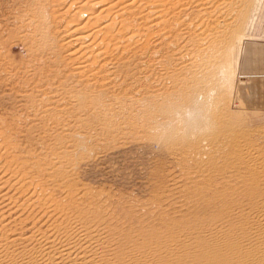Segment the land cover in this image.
I'll list each match as a JSON object with an SVG mask.
<instances>
[{
	"label": "rangeland",
	"instance_id": "374dc122",
	"mask_svg": "<svg viewBox=\"0 0 264 264\" xmlns=\"http://www.w3.org/2000/svg\"><path fill=\"white\" fill-rule=\"evenodd\" d=\"M79 1L0 0V83L9 84L2 87L6 92L0 88V115L19 109L21 90L39 95L40 110L51 109L25 129L37 153H50L41 138L58 135L52 143L65 154L56 175L61 184L47 181L48 190L87 192L78 209L63 217H78L120 239L122 260L148 246L159 254L176 252L171 259L156 256L160 264H231L235 248L210 243L223 231L247 247L259 241V253L242 254V262L264 264V83L238 71L246 32L264 13V0H182L187 14L181 62L179 51L160 53L159 21L135 14L142 27L135 31L146 46L135 31L129 33L132 41L124 38L129 34L120 37L122 52L91 60L102 65L94 67L85 57L77 60L76 46L68 44L73 35L65 25ZM88 1L101 0L80 3ZM44 21L51 22L50 33L35 35V25ZM85 68L95 69L98 78ZM26 110L33 118L31 108L18 113L25 117ZM258 224L259 235L253 230ZM186 241L195 242L189 255L178 252Z\"/></svg>",
	"mask_w": 264,
	"mask_h": 264
},
{
	"label": "bare ground",
	"instance_id": "6f19581e",
	"mask_svg": "<svg viewBox=\"0 0 264 264\" xmlns=\"http://www.w3.org/2000/svg\"><path fill=\"white\" fill-rule=\"evenodd\" d=\"M80 1L75 5L74 12L70 14L65 25V28L71 26L68 29V32L73 36L68 39V44H74L76 46V49L73 50L74 52H72V54H75V51L78 52V55L75 54L77 60L80 59V61H82L85 57V60L87 58V61L89 60L91 63V60H94L95 62L102 58L107 60L109 58H106L107 55L111 56L113 53L116 54L115 51L118 52L119 49H121L120 37L127 36L129 33L133 34L137 29L139 32L142 30L139 29L142 28L140 27L139 20H137L138 23H136L135 17L137 16H135V14L146 12L143 13L144 15H142L141 18L147 19V17L149 18L152 16L159 21L158 24H160L161 29L163 30L162 32L161 29H158V31L160 30L162 33L159 37V42L156 43L159 46L160 53L164 52L163 54L165 55L168 52H171V56H173L176 53L174 51H179L180 56L178 61H182V48L184 47L182 30L183 27L186 26L184 25V20L186 19L184 15L187 14V11L185 12V8L187 9V7L184 6L185 4H182V0H101L93 3L88 1L83 4L80 3ZM136 1L138 2V5L134 6V2ZM73 2L68 5L70 8L73 7ZM101 2L104 3L99 7L98 13H96L97 11H93V8L97 5H101ZM189 3L187 2V4L191 6L192 2L191 4ZM213 5L215 4L213 3ZM116 7H118V9ZM91 9L92 11H90ZM214 9H216V7ZM51 11L53 12L54 10ZM85 13L89 14V16L86 17V19H83V16L85 17L87 15H83ZM34 14L41 15V12H34ZM133 15L135 17H133ZM56 16L53 15V21L56 20ZM33 17L34 19H31L33 22L38 23L41 21L40 16ZM130 17H133L135 22L129 21L131 19ZM22 20L23 18L21 17L19 21L22 22ZM140 21L142 20L140 19ZM49 23L47 24L46 21H44L40 24H36L34 27V34L43 35L44 32L50 33L51 27H49ZM134 23L138 25H135ZM1 25L3 24L1 23ZM23 25H25V23L21 24L22 27H24ZM143 25L147 29V24ZM2 30L3 31L0 30V45H2L1 38L4 37V26ZM143 30H145V28H143ZM189 31H191V29H189ZM136 32L137 31H135L134 34H138ZM146 32L147 30L143 35ZM130 34L124 38H126V40H131L134 34L131 36ZM141 35L142 34H138V37L142 38L144 46H146L145 43L148 40H143L145 37L143 38ZM149 35L152 34L149 32ZM100 37V41L95 43L97 41L96 38ZM30 38L31 40H35L34 35ZM25 39L26 41L28 40L26 37ZM126 40L123 42L125 43ZM32 43H34V41ZM141 46H139V48ZM144 46L141 48H145ZM123 48L126 49L125 47ZM128 48L129 47H127V49ZM113 58L115 59V56ZM167 59L168 57H166V60ZM4 60L5 56L1 61L5 62ZM172 60L173 57H171L170 64L172 63ZM89 61H85V64L89 63ZM94 61L92 62L95 63ZM97 65L102 66L101 64ZM80 66L81 67L79 68H82V70L84 69L83 67H86L83 64ZM91 66L88 67L91 68ZM105 66H103V68L106 69ZM89 68L88 71L90 70ZM95 68L97 70V67ZM99 69L101 68L98 66V70ZM91 70L93 71V68ZM91 70L88 72L87 68H85V72H88L89 74L92 73ZM96 70L94 69L93 71L95 74L97 73L95 72ZM4 71L6 72V70ZM81 72L80 75H83ZM102 73L103 72L100 74ZM2 76L5 78L4 75ZM15 76H13V79ZM86 76H88V74ZM94 76L95 75L93 74V77ZM95 77H97V74ZM9 80L12 81V79ZM5 81L7 82V80ZM0 82H2V80ZM1 85L2 84L0 83L2 91L4 90L2 87L7 88V86H9V84L7 86L5 84V86ZM10 86H12V83H10ZM16 96L19 97V101H22L19 109L16 110V108H14L15 106H13L10 108L13 110L15 109L14 111L9 112L7 111L8 109H6V114L2 115L1 113L0 115V264H160L159 262L154 261L156 256L166 255L170 256V259L172 256H175L176 252L169 249L159 254L153 248L146 246L135 248L133 253L130 254L127 259L122 260L120 259V247L122 246L120 239L106 234L101 229L86 225L78 217L72 219L63 217V214H66V211L72 212L73 207L78 209L81 200L86 198L87 192H79L78 195H74L73 192L59 193L54 192L51 188L50 191L48 190V187H46L47 181H50L52 185L58 183L61 184V181L56 175L60 176L59 174L62 173L59 170L62 166H59V164L60 160L65 157L64 151L58 152L55 143H52V140L55 141L58 139V135L55 134L51 136L48 134V138H41V143L51 145L47 147L50 153H37L36 149H32L34 138H32L29 129H25V124L32 120L40 122L42 118H40L39 113H49L51 109L46 108L40 110L44 101H38L39 95H37V93L35 95L32 93L27 94L25 91L21 90ZM15 99L16 98L12 100L15 101ZM13 105H15V103ZM4 107L2 108L4 109ZM28 108L35 111L32 113L33 118H30V111L26 110V113H29L26 114L25 117L23 115L25 113H18L19 111H24ZM49 141L51 143H49ZM51 156L52 158H56L57 161H51ZM67 205H70L71 207L67 208ZM261 217H263L262 219L264 220V216L261 215ZM253 230H257L259 235L263 230V226L258 224ZM253 230L249 231L247 234L251 233ZM217 235V238L213 242H210L212 245H215L216 247L227 246L228 248H235L231 257V264H243L242 261L244 257L242 254H245L246 252L254 254L259 253L261 245L256 239L249 242L250 246L247 247L245 244L237 243L232 239L230 232L225 234L223 231H218ZM180 244L183 248H179L178 252L189 255V247L194 245L195 242L190 243L186 241ZM261 261L264 262V255L262 256Z\"/></svg>",
	"mask_w": 264,
	"mask_h": 264
},
{
	"label": "crops",
	"instance_id": "0c3cea01",
	"mask_svg": "<svg viewBox=\"0 0 264 264\" xmlns=\"http://www.w3.org/2000/svg\"><path fill=\"white\" fill-rule=\"evenodd\" d=\"M253 23L243 41L238 71L241 76L255 77L258 82L264 83V13L259 14Z\"/></svg>",
	"mask_w": 264,
	"mask_h": 264
}]
</instances>
